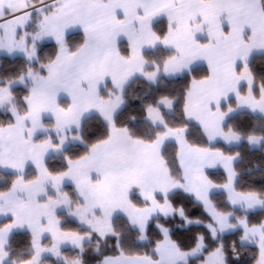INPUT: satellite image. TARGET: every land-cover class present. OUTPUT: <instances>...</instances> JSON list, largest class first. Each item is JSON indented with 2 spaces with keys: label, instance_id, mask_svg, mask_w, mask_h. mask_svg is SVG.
Returning a JSON list of instances; mask_svg holds the SVG:
<instances>
[{
  "label": "snow or ice",
  "instance_id": "obj_1",
  "mask_svg": "<svg viewBox=\"0 0 264 264\" xmlns=\"http://www.w3.org/2000/svg\"><path fill=\"white\" fill-rule=\"evenodd\" d=\"M256 173L264 0H0V264H264Z\"/></svg>",
  "mask_w": 264,
  "mask_h": 264
},
{
  "label": "trees",
  "instance_id": "obj_2",
  "mask_svg": "<svg viewBox=\"0 0 264 264\" xmlns=\"http://www.w3.org/2000/svg\"><path fill=\"white\" fill-rule=\"evenodd\" d=\"M158 27H163V25H160ZM76 41L78 42L81 39L80 35H76L75 36ZM51 50V45L49 46V48ZM47 50V49H45ZM206 67V66H205ZM203 73H200V75H202ZM170 88L172 87H177V88H183L184 87V82L181 81L178 84H173L169 86ZM189 139L191 141H198L199 143H201L202 145L206 146V140L202 139L200 137L197 136H190ZM218 147H221L222 145H217ZM171 150V149H170ZM239 149H233V151H237ZM249 160L252 161V163H259V159H258V153L253 154L252 156L248 157ZM51 167H59V163L52 161L49 162ZM211 172L215 173L211 178L214 179V181L218 182V183H223L224 179H225V172L223 169H211ZM261 180H264V176H262L260 173H256L255 175H253L250 180L248 181V184H250L252 187L260 189V188H264V184L260 183ZM253 181H256V183H252ZM242 186H247L244 184V182H241ZM3 190V189H0ZM219 200H224L225 197L221 196L218 197ZM181 202L187 203V208L188 211L190 212V214L193 216V218H203L204 214V210L202 209V207L197 206L195 203H189L186 200L182 199ZM178 222V221H177ZM69 227L75 228L77 227V225L72 224ZM200 227L198 226H192L191 227V231H183V232H177L174 236L173 239L178 240L182 245L187 246L188 244L191 243V237L198 231H200ZM157 237L155 235V233H153L150 236V240L151 243L149 244L148 242L142 243V245L140 247H138L136 250L140 253H143L145 251L151 252L152 248H154L155 246V241H156ZM231 239H237V237L232 236L229 239V242L231 241ZM144 244H147V246H143ZM246 259L248 260V264H252L250 255L248 257H246Z\"/></svg>",
  "mask_w": 264,
  "mask_h": 264
},
{
  "label": "rangeland",
  "instance_id": "obj_3",
  "mask_svg": "<svg viewBox=\"0 0 264 264\" xmlns=\"http://www.w3.org/2000/svg\"><path fill=\"white\" fill-rule=\"evenodd\" d=\"M50 49H47L45 51H49ZM206 66V65H205ZM70 191V189H68ZM70 226V225H69ZM45 243H47V241H45ZM142 243H145V242H142Z\"/></svg>",
  "mask_w": 264,
  "mask_h": 264
},
{
  "label": "crops",
  "instance_id": "obj_4",
  "mask_svg": "<svg viewBox=\"0 0 264 264\" xmlns=\"http://www.w3.org/2000/svg\"><path fill=\"white\" fill-rule=\"evenodd\" d=\"M218 169H223V168H218Z\"/></svg>",
  "mask_w": 264,
  "mask_h": 264
}]
</instances>
